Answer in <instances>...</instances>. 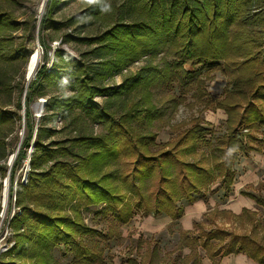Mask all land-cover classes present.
Instances as JSON below:
<instances>
[{
    "label": "trees",
    "instance_id": "16d2710c",
    "mask_svg": "<svg viewBox=\"0 0 264 264\" xmlns=\"http://www.w3.org/2000/svg\"><path fill=\"white\" fill-rule=\"evenodd\" d=\"M57 2L48 0L41 19L39 69L30 84L23 76L21 94L28 84L26 137L10 172L9 190L10 204L18 211L9 221L14 243L0 254V264H57L53 252L62 245L83 257L88 250L81 242L95 233L83 217V211L91 207L105 206L120 225L130 223L139 212L165 214L177 221L184 214L179 202H193L218 179L231 191L238 152L253 150L254 132L264 127V0H121L106 12L86 9L69 22L105 16L110 19L109 27L93 37L66 35L62 44L95 45L91 52L95 62L91 63L60 47L51 62L52 47L43 32L60 31L69 24L53 19ZM20 27L12 14L0 12V59L28 63L33 51L28 52L25 43L7 49L13 42L10 34ZM145 58L146 65L126 76L118 87L96 84L99 77L113 78ZM188 63L194 66L192 70L186 68ZM205 69L220 71L227 78L221 97L206 91L211 78L201 77ZM176 85L179 95L171 93ZM53 87L68 90L70 95L49 96L46 114L37 127L31 105L48 96L47 88ZM155 88L168 91L166 103L174 110L196 88L206 109L225 112L226 133L214 147L209 164L187 158L198 154L199 145L211 141L207 140L210 129L191 127L174 140L157 143V134L141 127L152 126L165 115L161 101L155 99ZM98 96L126 105L118 112L98 105ZM16 107L18 112L10 113L0 104V127L22 119L21 98ZM77 110L73 121L78 134L47 142L58 131L45 127L43 121L67 120ZM82 122L101 124L103 131L87 134ZM30 150L27 183H23L17 175ZM7 173L6 165L0 167V211L2 178ZM243 194L264 207V199ZM221 215L230 221L258 223L257 213L246 209L240 215L219 209L207 212L209 223H196L197 236L193 230L180 232L177 249L191 250L185 264H202L199 247L212 263L243 253L264 264V243L259 236L216 225ZM155 251L153 248L152 256ZM84 258L93 263L92 257ZM167 264L177 263L167 260Z\"/></svg>",
    "mask_w": 264,
    "mask_h": 264
},
{
    "label": "rangeland",
    "instance_id": "374dc122",
    "mask_svg": "<svg viewBox=\"0 0 264 264\" xmlns=\"http://www.w3.org/2000/svg\"><path fill=\"white\" fill-rule=\"evenodd\" d=\"M42 3L43 0H0V12H8L12 14L16 21L21 25L19 30L10 34L13 42L12 44L9 43L8 50L14 49L22 43H25L28 52L34 51L36 48L38 50L40 45L38 42V25L39 18L42 19L40 12L41 9H39V7ZM120 4L121 0H58L55 8L56 10H54L52 17L57 22L69 24L60 31L47 30L46 32H43V34H45V39H47L48 44L52 47L50 55L51 62L55 55L54 49H57L58 47L69 52V54L76 58H83L89 63L95 62L94 57L91 55L92 50L96 47L95 45L88 46L76 42L62 44V40L66 35H72L75 37H93L100 35L109 27L108 24L110 19L105 16L98 18L87 16L81 19L72 20L71 22H69V20L92 7L102 8V10L106 12L107 9L111 7L110 5L119 6ZM41 55L43 56L42 50ZM147 62L148 60L146 58L142 59L113 78L99 77L96 84L100 88L118 87L126 76L135 73L146 65ZM26 67L27 63H25L24 60L9 62L0 59V104L2 108L10 113L18 112L16 102L20 98L22 101V109L20 110L22 119H17L14 123H9L6 126L0 127V167L4 165L8 167L7 175L2 178V186H4V183L8 178V200L6 201V206L3 197L4 186L0 211V254L8 247H12L11 245L14 243V240L12 239L14 231H12V228L9 226V221L14 217L13 215L18 211V208L15 207L14 203L12 205L10 204L9 190L10 172L16 158L11 163L10 160L12 156L17 153L19 145L26 137V121L25 114L23 113V103L25 106L26 98L24 99V94L27 84L23 94H21L23 76L26 77ZM197 67L198 66L195 68ZM186 68L192 70L194 66L191 63H188L186 64ZM201 77L204 79L211 78L206 84V91L214 98L221 97L227 85V78L224 77L220 71H212L209 69H205L202 72ZM25 81H27L26 78ZM7 87L13 89L9 90ZM154 92L156 101H161L160 105H162L165 115L163 119L155 122L152 126L144 124L141 127L147 131L150 130L155 132L157 134V143H165L174 140L180 135V133H183V131L190 129L191 127H204L210 129L211 134L207 135V140L211 141L199 145L198 154L196 156L192 154L188 155L187 158L189 160L195 158L204 165L209 164L214 147L220 143V139L226 133L225 120H223L224 118H220V111L206 109L203 101L199 99L201 92L196 90V88L189 92L187 95V101L180 105L177 110H174L169 103H166V100L168 99V91L166 89L155 88ZM65 93L70 95V91L68 90H60L56 87L47 88L48 96L34 100L31 105V113L36 119L37 127L40 125L41 119L46 114L45 105L47 104L48 97L54 95L61 96ZM171 93L179 95L180 87L176 85ZM95 100L98 105H108L112 110L118 112H121L126 105V103L124 104L121 100L114 102L107 99L105 96H98ZM38 105L43 106L42 113H40L41 117L39 119L36 118V106ZM77 112L78 110L67 120H64L62 117L57 119H45L43 121L45 127L58 131L55 136L47 138V142L75 137L78 134V131L73 119L78 115ZM81 127H83V132L87 134L96 135V133L99 134L103 131L101 124L82 122ZM211 136L213 137L210 139ZM260 140L263 141H260L261 145L258 144L257 146L264 148V138ZM245 158L248 159L249 154L244 156L243 152H239L237 161L238 165H240ZM253 161L255 164L261 163L264 165V162H261L260 159ZM29 166L27 160L18 172L17 179L23 183H25L27 173H29ZM248 190L250 189L248 188ZM255 193L264 197V184L260 183L257 186ZM210 196L216 199V205L224 204L229 197L224 192L221 184L218 183L205 187L199 195L195 196L196 199L193 202L181 200L178 205L184 208L185 206L193 205L198 199L206 200ZM104 208L105 206H97L83 211L85 224L95 232L94 234H89L84 237L81 242L86 250H88V253L86 255L84 254L83 257H79L78 254L68 251L63 245L59 246L53 252V256L56 262H58L57 264H167V260H172L177 264H185V258L191 253V250L189 248H185L181 251L177 249L180 232L187 229L182 218L172 222L173 220L165 214L158 216L151 214L145 216L142 212H139L130 223L120 225L114 221L113 215L110 212H107ZM256 212H258L257 227L249 221L242 223L235 219H232L231 221L227 220L228 218L224 215H221L216 219V225L228 230L243 233L251 232L258 235L260 240L264 243V209L257 207ZM206 215L207 212L203 213L200 217L193 219L191 221L190 229L194 231L196 223L199 222L206 221L209 223L206 219ZM197 235L198 232L196 230L194 231V236ZM153 248L156 249L155 256H152ZM241 255L232 254L228 259L223 258L212 263L207 257L205 251L199 247V256L202 264H246ZM85 256L92 257L93 263L84 260ZM78 257L82 259L80 260Z\"/></svg>",
    "mask_w": 264,
    "mask_h": 264
},
{
    "label": "crops",
    "instance_id": "0c3cea01",
    "mask_svg": "<svg viewBox=\"0 0 264 264\" xmlns=\"http://www.w3.org/2000/svg\"><path fill=\"white\" fill-rule=\"evenodd\" d=\"M219 111L220 118H224L223 120L226 121L227 116L225 112L223 110ZM254 135L256 137V140L251 144L253 150L243 153L244 156L249 154V158H245L240 165H238L237 158L234 164L233 170L235 179L231 187V191H226L222 181L219 179L212 184H221L224 192L229 196L227 200L222 205H216V199L210 196L206 200L198 199L193 205L185 206L184 214L181 217L185 222V226H187V229L185 230H191V221L193 219H196L200 217L203 213L212 211L214 209L229 211L234 215H240L245 209L254 213H258L256 212L257 207H261L264 209V207L259 205L253 198L243 194L244 192H246L264 199V197L255 193L257 190V186L260 183L264 184V165L261 163L255 164L253 161L260 159L261 162H264V148L257 146L258 144L261 145L260 141H263L260 139L264 138V127H262L258 132H254ZM248 188L250 190H248ZM230 256L225 257L224 259H228ZM241 256L243 257V260L246 262V264H259L249 258L246 254Z\"/></svg>",
    "mask_w": 264,
    "mask_h": 264
},
{
    "label": "bare ground",
    "instance_id": "6f19581e",
    "mask_svg": "<svg viewBox=\"0 0 264 264\" xmlns=\"http://www.w3.org/2000/svg\"><path fill=\"white\" fill-rule=\"evenodd\" d=\"M41 6L42 5H40L39 9L41 8ZM41 58H42V55L40 54V52H38L36 48L30 55L29 61L27 63L26 79L30 78V80H32L35 77L37 70L39 69L38 67L40 65ZM36 108H37L36 118H38L39 116L41 117L40 113H42V105H38L36 106ZM7 200H8V197L6 198V201ZM6 206H7V202H6Z\"/></svg>",
    "mask_w": 264,
    "mask_h": 264
},
{
    "label": "water",
    "instance_id": "95a60500",
    "mask_svg": "<svg viewBox=\"0 0 264 264\" xmlns=\"http://www.w3.org/2000/svg\"><path fill=\"white\" fill-rule=\"evenodd\" d=\"M47 2H48V0H43V3H42V6H41V10H40V12H41V18H42V13H43V11H44V9H45V7H46V5H47ZM40 23H41V19L39 18V25H38V33H39V27H40ZM38 42H39V40H38ZM56 49H54V51H55ZM38 52H40V54H41V45H39V47H38ZM30 82V78H27V83L28 84H30L29 83ZM28 84H27V87H26V90H25V94H24V99L26 98V95H27V88H28ZM42 109H43V106H42ZM23 113L24 114H26V108H25V106H24V103H23ZM40 118V116L38 117V119ZM22 142V141H21ZM20 147H21V144L19 145V148H18V150H17V153L15 154V155H13L12 156V158H11V160H10V163L15 159V158H17V155H18V152H19V150H20ZM32 154V150H30V153H29V159H28V166H29V164H30V155ZM7 180H8V178H7ZM8 182V181H7ZM7 182H6V184H5V187H4V201L6 202V198H7V196H8V191H7ZM4 202V203H5Z\"/></svg>",
    "mask_w": 264,
    "mask_h": 264
},
{
    "label": "built area",
    "instance_id": "2783aa9c",
    "mask_svg": "<svg viewBox=\"0 0 264 264\" xmlns=\"http://www.w3.org/2000/svg\"><path fill=\"white\" fill-rule=\"evenodd\" d=\"M243 131H244V132H247V130H243ZM6 182H7V179H6L5 183H4V186H5ZM25 183H27V178L25 179ZM3 197H4V196H3ZM4 204H5V203H4ZM10 248H11V247H8L4 252L8 251Z\"/></svg>",
    "mask_w": 264,
    "mask_h": 264
}]
</instances>
